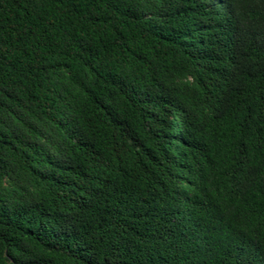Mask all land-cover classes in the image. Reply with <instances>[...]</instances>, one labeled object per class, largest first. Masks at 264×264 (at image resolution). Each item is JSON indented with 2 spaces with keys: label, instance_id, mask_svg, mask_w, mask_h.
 Wrapping results in <instances>:
<instances>
[{
  "label": "trees",
  "instance_id": "trees-1",
  "mask_svg": "<svg viewBox=\"0 0 264 264\" xmlns=\"http://www.w3.org/2000/svg\"><path fill=\"white\" fill-rule=\"evenodd\" d=\"M0 264H264V0H0Z\"/></svg>",
  "mask_w": 264,
  "mask_h": 264
}]
</instances>
